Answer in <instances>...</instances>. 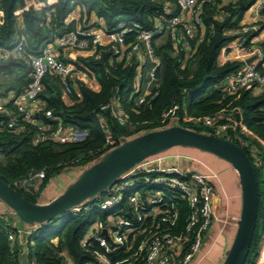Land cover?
I'll list each match as a JSON object with an SVG mask.
<instances>
[{"label":"trees","instance_id":"1","mask_svg":"<svg viewBox=\"0 0 264 264\" xmlns=\"http://www.w3.org/2000/svg\"><path fill=\"white\" fill-rule=\"evenodd\" d=\"M0 0V45L12 48L16 41H23L26 56L39 55L44 46L56 35L67 31H80L90 26L100 27L104 32H114L120 27L129 31L125 34V44L135 41L136 29L153 30L159 20L180 12L176 0ZM256 0H210L203 3L200 25L195 37L189 40L190 48L184 49L167 35H155L152 48L159 65L155 81L144 102L136 104V90L141 87L137 81L138 63L136 57L125 54L118 58L112 55L110 44L97 45L92 54L80 57L78 61L95 77L100 90L94 91L82 82L69 94L72 104L62 99L58 77L47 74L45 89L40 98L45 101V109H52L53 116L66 126L74 125L87 131L82 142L44 141L34 144L36 127L27 125L22 131L4 128L6 116L0 113V178L16 189L24 198L37 202L39 191L34 193L18 188L16 180L31 170H44L46 180L68 168L85 164L91 165L108 149L104 148L108 129L115 147L125 140L148 131L168 126L166 112L176 107L174 112L180 118L185 115L205 116L217 112L241 120L248 131L257 138L241 135L256 148L252 155L247 146L240 144L235 134L228 137L243 148L249 156L258 181L259 203L256 226L248 254L243 264H255L259 256V243L264 232V88L253 93V86L240 89L235 94L225 91L223 82L243 64L241 61L217 62L221 49L236 38V30L247 27L242 24L244 14ZM78 9L79 25L68 16ZM260 14L264 15V7ZM18 18L22 27L18 28ZM95 18L97 23H92ZM264 26V20L258 22ZM183 32V24L178 27ZM249 34L247 35V37ZM249 44V41L247 42ZM10 68H0V73L9 75L5 91L18 94L29 82L30 67L23 59H14ZM259 67H261L259 65ZM140 83V84H139ZM72 85V82H70ZM140 87V88H139ZM118 100L126 113V121H118L110 109L101 106L112 99ZM239 111V112H238ZM41 119L51 121L40 114ZM183 127L205 131L179 121ZM210 133V132H209ZM179 224L185 223L190 212L185 201L180 204ZM98 211L87 213H65L63 223L53 232L31 235L33 244L26 252V262L31 264H62L57 252L64 251L74 264H85L91 257L82 250L80 239ZM23 246L11 241L0 221V264H22ZM121 257V255H120ZM264 264V263H263Z\"/></svg>","mask_w":264,"mask_h":264},{"label":"built area","instance_id":"2","mask_svg":"<svg viewBox=\"0 0 264 264\" xmlns=\"http://www.w3.org/2000/svg\"><path fill=\"white\" fill-rule=\"evenodd\" d=\"M208 1L210 0H176L179 13L159 20L153 30L136 29L135 41L127 44L124 36L129 30L124 27L109 33L102 29L95 33L89 29L67 31L56 35L44 46L39 55L26 56L23 41H16L13 46L14 56L25 60L30 67L29 82L18 94L12 95L5 102L0 101V113L6 116L1 125L16 131L24 130L27 125L35 126L36 133L32 141L34 144L44 141H84L88 136L86 130L74 125H64L59 118L53 116L52 109L35 104L45 89L48 73L58 77L57 83L62 93L69 95L72 92L71 69L56 57L53 45L93 52L97 45L110 44L112 55L118 58L124 54L136 57L137 81L142 79L145 72L148 78L145 87L142 85L136 90L135 101L140 105L150 92L159 65V59L152 48L153 36L167 35L171 39H176V43L184 49L190 48L189 40L195 37L197 26L200 25L201 7ZM263 6V0H256L252 9L257 14ZM182 24L183 32L179 33L178 27ZM235 33L236 38L233 42H236L239 48H247L249 28L241 27ZM4 52L5 48L0 45V55L2 56ZM223 86L229 94H235L240 89L251 86L264 88V68L251 62L243 64L226 79ZM175 108L172 107L166 112L168 126L179 125V121H182L205 129L203 133L228 139L230 132H233L235 138L240 144L247 146L252 155L256 153L255 146L242 139L241 135L257 137L246 129L241 120L219 112L205 116L185 115L180 118L175 114ZM101 109H110L121 123L127 119L123 106L115 98L102 105ZM36 114L38 117H35ZM40 114L47 117L51 123L41 119ZM102 127L106 133L104 148L110 147L108 149L110 150L114 142L104 124ZM261 143L264 145V142ZM88 166L89 164L74 167L82 171ZM52 178L46 180L44 170H31L16 180L15 185L27 190L32 186L36 192ZM40 196L39 194V198ZM212 197L213 187L206 175L181 166H161L147 158L122 173L92 198L73 206L67 213L81 214L93 209L99 213L90 222L79 242L82 250L91 257L85 264H189L200 248L203 236L214 218ZM181 201H185L190 208L182 225L179 224ZM0 221L7 238L19 242L26 257L29 246L33 244L32 231L17 227L2 213ZM104 230L106 235L103 233ZM20 236L24 239L20 240ZM259 247V256L255 264L264 263V232ZM56 254L60 256L62 264H74L63 250ZM31 264H35L34 259L31 260Z\"/></svg>","mask_w":264,"mask_h":264},{"label":"water","instance_id":"3","mask_svg":"<svg viewBox=\"0 0 264 264\" xmlns=\"http://www.w3.org/2000/svg\"><path fill=\"white\" fill-rule=\"evenodd\" d=\"M250 62L251 59L245 61ZM13 63L12 60L0 63V68L9 69ZM225 84L226 80L223 82V85ZM35 117H38V114ZM175 146L191 147L214 154L227 161L237 171L241 209L234 238L221 264H243L256 226L258 181L247 153L226 137L206 134L180 125L148 131L106 151L98 160L84 168L59 195L46 203L27 200L1 178L0 200L10 207L22 222L34 224L53 220L104 190L134 165ZM29 189L34 190L32 186ZM103 233L106 235L105 230ZM21 261L26 264L25 253H21Z\"/></svg>","mask_w":264,"mask_h":264},{"label":"crops","instance_id":"4","mask_svg":"<svg viewBox=\"0 0 264 264\" xmlns=\"http://www.w3.org/2000/svg\"><path fill=\"white\" fill-rule=\"evenodd\" d=\"M51 2L53 3L55 0ZM79 19V10L76 9L68 16L67 21L74 20L78 27ZM262 20H264V15L260 13L256 14L252 7L244 14L242 24L247 25L249 28L248 47L239 48L236 42H229L221 49L218 55L217 62L219 65L232 61H241L243 64H246L245 61L251 59V63H256L264 68V26H259V24H257ZM91 21L92 23H97L95 18ZM17 25L18 28L22 27L20 18H18ZM88 29L92 33L101 30L100 27L94 26V24ZM53 52L58 59L69 65L71 69L70 80L74 90L77 89V82H82L94 91L100 90V85L95 77L78 61L80 57L90 56L92 52L71 48H59L55 45H53ZM14 59H16V57L14 56L13 47L8 49L5 48L3 55H0V63H6ZM5 76L6 82L0 85V101L3 102L7 101L15 94L13 91L4 92L6 88L5 84L8 83L10 78L9 75ZM147 79L145 72L142 79H139L141 86L143 85V87H145ZM261 90V87H254L252 92L259 93ZM61 96L67 105L72 104L69 95L62 93ZM35 104L42 108L45 107V101L40 97ZM149 159L152 163L161 166H181L191 171L202 173L208 177L213 187L212 198L214 218L203 236L200 248L189 264H201L203 260H208V253L214 246L217 248L220 256L216 259H210L209 262L210 264H221L234 238L241 209V190L237 171L227 161L214 154L184 146L169 148L163 152L150 156ZM80 172L81 170L77 167H71L53 176L44 186L45 191L44 194H41V198H39V196L37 197V202L46 203L59 195ZM28 190L32 193L35 192L34 190ZM0 213L7 217L10 214L5 212V208L2 204H0ZM19 239L22 240L24 237L20 236Z\"/></svg>","mask_w":264,"mask_h":264},{"label":"rangeland","instance_id":"5","mask_svg":"<svg viewBox=\"0 0 264 264\" xmlns=\"http://www.w3.org/2000/svg\"><path fill=\"white\" fill-rule=\"evenodd\" d=\"M5 79H6V76L4 74L0 73V85L4 84L6 82ZM180 126H182V125H180ZM0 161H4V157L2 155H0ZM44 191H45V188L42 187L41 190L39 191V194L40 195L44 194ZM0 204H2L4 206L5 212L10 213L8 217H9V220L13 224L17 225L21 229L32 231L33 235H36V236L53 232L63 223V221L65 219V215H61V216H59L53 220L45 221L42 223L28 224V223L22 222L18 218V216L14 213V211L10 207H8L6 204H4L1 200H0ZM219 256L220 255L218 253V250L214 246L210 249V251L208 253V260H203L201 264H210V262H209L210 259H216ZM225 256H224V258H225Z\"/></svg>","mask_w":264,"mask_h":264}]
</instances>
